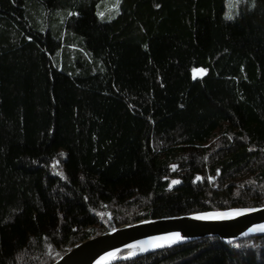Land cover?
Masks as SVG:
<instances>
[{
    "label": "trees",
    "instance_id": "1",
    "mask_svg": "<svg viewBox=\"0 0 264 264\" xmlns=\"http://www.w3.org/2000/svg\"><path fill=\"white\" fill-rule=\"evenodd\" d=\"M224 12L0 0V264H51L139 221L264 206V0ZM117 264H264V236Z\"/></svg>",
    "mask_w": 264,
    "mask_h": 264
},
{
    "label": "water",
    "instance_id": "2",
    "mask_svg": "<svg viewBox=\"0 0 264 264\" xmlns=\"http://www.w3.org/2000/svg\"><path fill=\"white\" fill-rule=\"evenodd\" d=\"M175 171V169L173 168ZM240 210V215L223 219H196L207 213H231ZM264 206L225 211H204L181 216L139 221L122 225L69 248L51 264H117L150 253L182 246L205 238H216L225 245L245 239L263 237ZM178 233L180 239L169 243L163 239ZM159 246H156V245ZM139 248L137 251L133 250ZM133 250L127 255H120ZM113 254L109 256V254Z\"/></svg>",
    "mask_w": 264,
    "mask_h": 264
},
{
    "label": "snow or ice",
    "instance_id": "3",
    "mask_svg": "<svg viewBox=\"0 0 264 264\" xmlns=\"http://www.w3.org/2000/svg\"><path fill=\"white\" fill-rule=\"evenodd\" d=\"M119 3V0H117V4ZM113 8H116L117 7V5H113L112 6ZM157 7H159V5H157ZM77 13H72V12H69L68 13V15L69 16H72V15H76ZM118 14V13H117ZM97 16H99L101 19H103L104 18V12H97ZM112 17L110 16L109 17V19H111ZM225 18L226 19H228V20H232L233 19V16L232 15H230V14H226V16H225ZM206 72H207V69H193L192 70V74H193V79H195L196 78V76L197 75H199V76H203V75H205L206 74ZM61 155H63V154H61ZM172 167H175V166H172ZM58 175H61V178L63 179L64 177L62 176V174H60V173H57ZM197 180H199L200 179V177H197L196 178ZM172 183L173 184H176V183H179V181H172ZM241 214V211L240 210H236V211H234V212H231V213H207V214H204V215H198V216H196L195 218L196 219H223V218H225V217H227V216H231V215H240ZM256 230H258V231H264V225H262V226H257V229ZM160 239H163V240H165V241H167V242H169V243H173V242H175V241H177V240H179L180 239V236H179V234L178 233H173V234H171L170 236H168V237H163V238H160ZM156 246H159L158 244L156 245ZM113 254H109V256H112Z\"/></svg>",
    "mask_w": 264,
    "mask_h": 264
},
{
    "label": "rangeland",
    "instance_id": "4",
    "mask_svg": "<svg viewBox=\"0 0 264 264\" xmlns=\"http://www.w3.org/2000/svg\"><path fill=\"white\" fill-rule=\"evenodd\" d=\"M253 4H254V0H225L224 19L228 21V19L225 18L226 14L232 15L233 19H234L237 15L239 7L241 5L246 6L247 8L251 9L253 7ZM106 215H107V213L104 214V216H106ZM131 252H133V250H129V253H131Z\"/></svg>",
    "mask_w": 264,
    "mask_h": 264
},
{
    "label": "bare ground",
    "instance_id": "5",
    "mask_svg": "<svg viewBox=\"0 0 264 264\" xmlns=\"http://www.w3.org/2000/svg\"><path fill=\"white\" fill-rule=\"evenodd\" d=\"M138 249H139V248H135V249H133V250H136V251H137Z\"/></svg>",
    "mask_w": 264,
    "mask_h": 264
}]
</instances>
